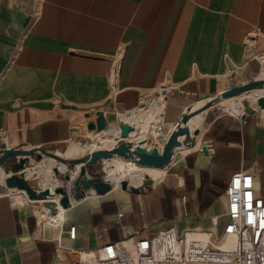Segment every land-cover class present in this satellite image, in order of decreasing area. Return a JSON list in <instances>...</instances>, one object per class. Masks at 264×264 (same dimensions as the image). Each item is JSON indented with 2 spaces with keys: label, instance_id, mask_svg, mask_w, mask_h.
<instances>
[{
  "label": "crops",
  "instance_id": "0c3cea01",
  "mask_svg": "<svg viewBox=\"0 0 264 264\" xmlns=\"http://www.w3.org/2000/svg\"><path fill=\"white\" fill-rule=\"evenodd\" d=\"M261 72L264 0H0V146L42 145L62 155L70 144L108 146L127 120L135 126L127 140L151 147L189 106ZM163 88L171 92L153 120L161 102L146 109L145 99ZM223 101L227 109L213 103L192 116L187 141L165 165L149 166L144 191L89 188L71 197L61 222L43 218L22 190L0 193V264H68L80 249L170 225L221 228L223 187L239 170L252 174L264 200V107L237 113L229 106L240 104ZM98 110L109 126L100 132L87 127ZM33 160L30 181L43 174L27 169ZM45 161L55 186L65 180L66 167ZM110 161L93 171L107 177L102 164Z\"/></svg>",
  "mask_w": 264,
  "mask_h": 264
},
{
  "label": "built area",
  "instance_id": "2783aa9c",
  "mask_svg": "<svg viewBox=\"0 0 264 264\" xmlns=\"http://www.w3.org/2000/svg\"><path fill=\"white\" fill-rule=\"evenodd\" d=\"M170 92V88H163L145 100L160 103ZM260 95L264 93L254 100L248 98L253 107L258 106L256 99ZM242 108L239 113L244 112ZM223 193L227 209L221 228L178 230L170 225L138 238H117L80 249L68 264H264V200L254 191L252 174L242 170L233 172ZM51 221L61 222L62 218ZM67 231L74 237L75 225L70 224Z\"/></svg>",
  "mask_w": 264,
  "mask_h": 264
},
{
  "label": "water",
  "instance_id": "95a60500",
  "mask_svg": "<svg viewBox=\"0 0 264 264\" xmlns=\"http://www.w3.org/2000/svg\"><path fill=\"white\" fill-rule=\"evenodd\" d=\"M261 81H264V78H262V80L254 78L247 84L233 86L230 91L225 90L211 96L200 104L189 106L170 131L168 138L165 140L160 138L159 141L151 147L139 146V142L143 141L144 138L137 140L135 143L131 139L127 140L130 131L135 128L134 124L127 120L118 122V132L114 137L115 140H118L117 142H114L110 147H96L87 150L78 156H64L48 150L42 145L14 148L8 147L2 143L0 146V166L5 173L9 174L3 176V180L0 184V192L15 187L24 191L27 197L36 204H45L51 211L57 209L55 201L49 198L52 192L60 193L58 201L64 207L69 205L71 197L78 199L82 197L84 192L89 188H93L98 193H103L111 188L112 182L104 175L96 174L92 169L93 164H96L99 160L109 159L112 155L117 154L146 166H163L169 162L173 149L187 141L190 133V126L187 120L190 117L214 101L220 99L222 95L245 88H251L253 86H260ZM243 103L245 111H251L253 109L248 99H244ZM256 103L258 106L264 107V95L258 96ZM87 127L88 129H95L97 131L108 129L109 126L106 113L102 110H98L95 118L87 121ZM71 136L72 138L76 137L74 129ZM43 155L53 157L65 164V184H57L53 190H51L48 186L35 187L31 181L28 180L25 174L26 161L29 159V156L40 158ZM55 169H57V167ZM86 170H88L90 176H86ZM73 175L75 176L73 180H71ZM151 182V177L145 172L142 182L139 184H132L127 178H122L120 185L124 188L129 187L132 191L138 192L147 189Z\"/></svg>",
  "mask_w": 264,
  "mask_h": 264
},
{
  "label": "bare ground",
  "instance_id": "6f19581e",
  "mask_svg": "<svg viewBox=\"0 0 264 264\" xmlns=\"http://www.w3.org/2000/svg\"><path fill=\"white\" fill-rule=\"evenodd\" d=\"M256 87H259V88H256ZM258 90H261V91L263 90V93H264V81H261L260 86H255V87L247 88L246 90H244L246 92L242 95V97H249L250 99L254 100L255 97L257 96V94L254 95V93L255 92H258ZM239 104L241 105V107L235 106V105H230L229 106V109L230 110H233L235 112L237 111V113H239L243 109L242 108L243 102H242V104L241 103H237V105H239ZM161 108H162L161 107V104H160V106L157 105L156 112L153 114V120L155 118H157V120L159 119V117H160V113L159 112H160V109ZM157 110H159V111H157ZM195 118H198V116L190 117L187 120V122L189 121V126L190 127H191V124L196 120ZM98 132H100V131H98ZM103 138H105V136H103ZM113 142H111L108 146H102V147H110L113 144ZM77 146H79V145L78 144L77 145L70 144L68 146V148L66 149V151L65 152L63 151V155L64 156H74V155H77V154H82V153H84L87 150L96 148V146H94V145H91V144L87 145V143H85V145L82 146V149L81 148H79V149H72V148H78ZM139 146L146 147L147 146V141L146 140L140 141L139 142ZM51 159L56 160L53 157H51ZM109 160H111V161L106 166V171H107L106 172V175H107V177L109 179H111V182L113 184H115V185H120V182H121V179L122 178H127L128 181L130 183H132V184H139L140 182H142V178L144 176V172L151 173V171L153 170V168H151L149 166H146V165H143V164H139L137 162H134L131 159L124 158V157H122L120 155H117V154L112 155L109 159H107V158L104 159V161H106V162L109 161ZM123 162L126 163V164H124ZM60 167L64 168L65 167V164L63 162H60ZM39 172L40 173H43V175L48 178V180L42 182V186L43 187L48 186L51 190H53V188L55 187V184L51 180L50 174L52 172L49 169H43V168ZM25 174H26V169H25ZM31 174H32L31 171H29L28 172V176H30ZM131 179L137 180V181H133ZM2 180H3V174L0 172V181L2 182ZM1 192H6V191H1ZM59 196H60V193L52 192V195H50L49 198L50 199L58 200L59 199ZM39 207H40V209H42V212H43V216L42 215L41 216L43 218L45 216L46 218H48L50 220L53 219V218H56V219L62 218L60 216L61 215L60 213L65 209V207L62 206L61 204H58L57 205V211L56 212H51V210L45 211L44 210L45 208H48L49 209L48 206L46 207V206H42L40 204Z\"/></svg>",
  "mask_w": 264,
  "mask_h": 264
},
{
  "label": "rangeland",
  "instance_id": "374dc122",
  "mask_svg": "<svg viewBox=\"0 0 264 264\" xmlns=\"http://www.w3.org/2000/svg\"><path fill=\"white\" fill-rule=\"evenodd\" d=\"M262 77L264 78V72H261L259 75H257L255 78L257 79V80H262ZM254 79V78H253ZM248 82H250V80H247V81H244V83H241V84H239V85H243V84H247ZM235 86H238V85H235ZM233 86H230L228 89H226V90H228V91H230L231 90V88H232ZM253 87H255V86H253ZM256 88H259V87H256ZM244 90H246V88L245 89H242V90H239V91H234V92H231V93H229V94H224V95H222V97L220 98V99H218V100H216V101H214L213 103H216V104H218L219 106H220V108H223V109H227L226 107H225V105H224V101H223V99H225L226 98V104L227 103H241V99H242V102L244 101V99H248L249 97H239L241 94L243 95L246 91H244ZM225 91V90H224ZM244 91V92H243ZM248 91V90H247ZM223 92V91H222ZM237 98V99H236ZM156 100H154V101H152V102H150V103H148V106L146 107V109H149L150 107H151V104H153L154 102H155ZM213 103H211V104H213ZM210 104V105H211ZM209 106V105H208ZM243 106H244V103H243ZM153 107H154V105H153ZM161 107H162V101H161ZM157 111H159V110H157ZM142 114L144 115L145 114V112L143 111L142 112ZM92 140L91 141H89V142H93V141H95V139H96V137H94V136H92ZM88 143V142H87ZM45 156L43 155L42 157H40V158H38V157H35L34 156V158H35V160H33V162H34V165L35 164H37L36 166H34V167H32V168H27V169H37V170H41L42 168L43 169H49L52 173H53V169H52V167L51 166H49V163H48V161H45V160H50L49 162H56V160H53V159H51V157H47L46 159L44 158ZM41 158H44V161H39ZM26 165H28L27 163H25ZM106 165H107V163L105 162V163H103L102 164V166H103V169H104V172H105V167H106ZM38 174V173H37ZM106 174V173H105ZM35 175V174H34ZM39 175V177L40 178H38V177H32V180H31V183L32 184H34L35 185V187H40V185L39 184H41L40 183V181H41V179L42 178H45L44 177V175L42 174H38ZM39 180V181H38ZM39 182V183H38ZM58 182V181H57ZM57 184H65V180H61V182H59V183H57ZM0 193H2V192H0ZM36 204V203H35ZM42 206H46L45 204H41ZM37 206H38V208H39V213H40V207H39V205L37 204ZM47 207V206H46ZM45 209H48V208H45ZM49 210V209H48ZM42 216H43V212H41L40 213Z\"/></svg>",
  "mask_w": 264,
  "mask_h": 264
}]
</instances>
